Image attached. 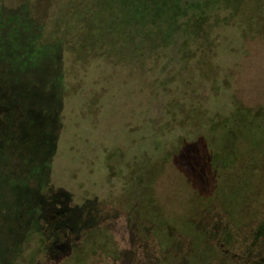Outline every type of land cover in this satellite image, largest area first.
I'll return each instance as SVG.
<instances>
[{
	"label": "rangeland",
	"instance_id": "374dc122",
	"mask_svg": "<svg viewBox=\"0 0 264 264\" xmlns=\"http://www.w3.org/2000/svg\"><path fill=\"white\" fill-rule=\"evenodd\" d=\"M167 1L0 0V264H264V0Z\"/></svg>",
	"mask_w": 264,
	"mask_h": 264
},
{
	"label": "trees",
	"instance_id": "16d2710c",
	"mask_svg": "<svg viewBox=\"0 0 264 264\" xmlns=\"http://www.w3.org/2000/svg\"><path fill=\"white\" fill-rule=\"evenodd\" d=\"M164 6L168 9V7H171L173 10L172 13L175 11V6H172V2H169L167 0H164ZM174 4V3H173ZM202 16L203 15H199ZM202 17H198V19H201ZM198 31V29H193L192 32ZM259 118L258 116L253 115L250 113V111L244 110L242 108H236L234 109L231 113H229L225 118H221L220 120L213 122L215 125L213 128L217 127L219 125L222 130L224 129V137H223V142L222 145L219 147H215L214 150V163H216V160L218 162L222 163H232L234 159L240 156L239 153V145L241 144L242 138L246 137V134L249 130V118L251 117ZM252 119V118H251ZM218 122V123H216ZM205 139L207 140L208 143V137L206 134H204ZM210 145V144H209ZM211 153V152H210ZM231 228V226L228 224L227 227L223 228V226L220 225H213V228L211 227V232L212 235L216 233H220L221 230L223 231L224 234V239L229 237V233H232L233 230L230 232L228 231ZM259 228L257 227L255 232H256V237H257V232ZM220 231V232H217ZM222 233V232H221ZM232 260V259H231ZM229 264H242V256L241 257H235L232 262Z\"/></svg>",
	"mask_w": 264,
	"mask_h": 264
}]
</instances>
